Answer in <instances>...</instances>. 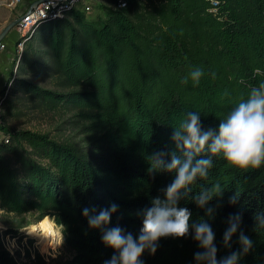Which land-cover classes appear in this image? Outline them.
<instances>
[{"label": "trees", "instance_id": "16d2710c", "mask_svg": "<svg viewBox=\"0 0 264 264\" xmlns=\"http://www.w3.org/2000/svg\"><path fill=\"white\" fill-rule=\"evenodd\" d=\"M218 1L214 13L209 0H128L124 8L106 6L102 23L87 21L81 11L56 22L47 45L57 85L68 91L20 84L48 104L78 109L89 143L80 147L30 130L0 142V210L52 216L72 252L57 264H104L115 253L101 231L90 228L85 208L98 214L118 205L108 227L138 237L140 214L154 198H166L163 190L175 177L152 171L148 157L176 150L171 137L187 112H199L204 129L218 130L238 100L264 81V0ZM194 67L205 72L199 85L182 84ZM212 159L207 178H197L187 196L182 192L178 206L190 210V223L203 217L210 224L218 260L239 250L238 264H264V229L255 230V216L264 212V165L241 170L221 156ZM218 180L224 192L208 205L216 210L209 219L193 197ZM237 191L238 202L231 204ZM235 213L242 222L225 247L227 219ZM241 232L252 241L246 254ZM193 236L160 238L154 255L141 256L142 264H196L202 249ZM31 256L29 262L47 264L40 253ZM0 264L20 263L0 245Z\"/></svg>", "mask_w": 264, "mask_h": 264}, {"label": "clouds", "instance_id": "9594fccd", "mask_svg": "<svg viewBox=\"0 0 264 264\" xmlns=\"http://www.w3.org/2000/svg\"><path fill=\"white\" fill-rule=\"evenodd\" d=\"M205 75L201 67H194L182 80L193 86L199 85ZM213 79L215 73L212 74ZM227 95V93H226ZM175 151H155L149 157L151 170L175 173L173 181L163 190L165 199L152 200V206L143 210V227L138 237L126 233L120 226L108 227L112 214L118 211V205L112 204L96 214V210L85 208L83 215L88 219L90 228L99 229L105 245L115 249V253L104 264H142L141 256L145 251L155 254L158 241L162 237L183 238L194 232L193 239L198 242L202 251L195 253L196 264H238L241 251L217 259V247L214 244L215 233L205 218L190 223L192 213L186 207H179L178 202L191 192L189 187L197 178L205 179L213 166L212 157L221 156L229 166L241 169H259L264 165V81L251 87L247 97H241L231 111L221 119L218 130L204 129L199 112H187L185 118L174 127L171 137ZM210 153L206 158L202 153ZM170 156V162L166 157ZM224 187L220 181L211 187H201L193 200L200 208L205 209L206 216L213 219L215 209L209 207L216 197H222ZM240 192L229 198L231 204L238 202ZM255 230L264 229V212L255 216ZM242 222L239 213L230 214L227 228L223 234L225 247L231 246L232 237L237 233ZM242 252L246 254L252 248L251 239L243 232L239 235Z\"/></svg>", "mask_w": 264, "mask_h": 264}, {"label": "rangeland", "instance_id": "374dc122", "mask_svg": "<svg viewBox=\"0 0 264 264\" xmlns=\"http://www.w3.org/2000/svg\"><path fill=\"white\" fill-rule=\"evenodd\" d=\"M31 1L21 4L16 9L5 6L0 7V33L12 21L21 18ZM91 9L85 10L87 21L102 23L107 17L106 6H110L109 0H91ZM68 19H72L71 16ZM57 23H49L32 30L25 41L21 56L15 51L16 39L21 35L18 25L11 28L3 39L7 48L0 55V91L9 87V94L4 107L0 110V142L9 137L12 139L19 131H36L49 134L59 141L70 142L80 147L89 143L90 133L86 131V122L78 116V109H71L62 104H48L32 93H27L20 84L26 80L39 85L42 88L55 92H67L68 89L57 85V78L53 75V58L47 45V39ZM19 41V40H18ZM45 219L38 212H29L17 215L0 210V234H11L26 239L25 247L18 250L17 259L20 264L28 261L27 253L35 258L40 253L47 264H57L69 259L72 252L64 244L63 227L56 223L50 215ZM49 221L60 235L54 244H40L45 228L40 225ZM33 226L39 229L37 233L30 234ZM28 230H30L28 232ZM10 232V233H7ZM47 244V245H46ZM25 251L24 253L22 251ZM35 255V256H33ZM29 264H44L42 261L29 262Z\"/></svg>", "mask_w": 264, "mask_h": 264}, {"label": "built area", "instance_id": "2783aa9c", "mask_svg": "<svg viewBox=\"0 0 264 264\" xmlns=\"http://www.w3.org/2000/svg\"><path fill=\"white\" fill-rule=\"evenodd\" d=\"M30 8L26 10L21 17L18 25L21 35L16 39L14 44L15 51L18 52L19 57L22 54L25 41L29 38L32 30L48 23H56L62 19L68 18L74 11L84 12L90 10L91 0H40L39 4H35L39 0H30ZM110 6L113 8H124L128 4V0H109ZM212 7L211 12L216 13L219 5L218 0H209ZM28 2V0H0V7L5 6L10 9H16L21 4ZM19 40V41H18ZM7 48L4 40L0 42V55ZM9 87L0 91V110L4 107L8 94ZM10 138L4 139V142H9ZM26 239L20 241L19 237L11 234L4 235L3 231L0 234V245H2L13 257L17 259L18 250L25 247ZM25 252L24 250L22 251ZM35 256V255H33Z\"/></svg>", "mask_w": 264, "mask_h": 264}, {"label": "bare ground", "instance_id": "6f19581e", "mask_svg": "<svg viewBox=\"0 0 264 264\" xmlns=\"http://www.w3.org/2000/svg\"><path fill=\"white\" fill-rule=\"evenodd\" d=\"M42 228H45V232L44 234H42V236H44V238L42 239V241H39L38 240V243L40 244H54L55 241H57V237L60 235L59 231L57 229H54L53 226L51 225V223L47 220L45 222H43L41 225H40ZM37 226H33L32 228L30 229H33V230H28V232L30 234H33L34 233H37L39 231V229L36 228ZM46 244V245H47Z\"/></svg>", "mask_w": 264, "mask_h": 264}, {"label": "water", "instance_id": "95a60500", "mask_svg": "<svg viewBox=\"0 0 264 264\" xmlns=\"http://www.w3.org/2000/svg\"><path fill=\"white\" fill-rule=\"evenodd\" d=\"M39 3H40V0L37 1L35 4L37 5ZM20 19L21 18L12 21L7 27H5V29L0 33V42L6 37L7 33L9 32V30L11 28L15 27L19 23Z\"/></svg>", "mask_w": 264, "mask_h": 264}, {"label": "crops", "instance_id": "0c3cea01", "mask_svg": "<svg viewBox=\"0 0 264 264\" xmlns=\"http://www.w3.org/2000/svg\"><path fill=\"white\" fill-rule=\"evenodd\" d=\"M49 24V23H48Z\"/></svg>", "mask_w": 264, "mask_h": 264}]
</instances>
